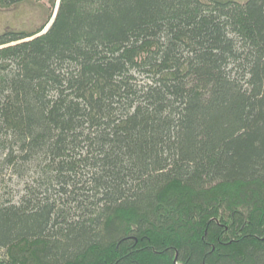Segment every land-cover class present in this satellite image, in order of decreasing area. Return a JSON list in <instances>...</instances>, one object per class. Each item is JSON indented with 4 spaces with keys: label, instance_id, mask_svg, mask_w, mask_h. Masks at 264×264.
<instances>
[{
    "label": "trees",
    "instance_id": "1",
    "mask_svg": "<svg viewBox=\"0 0 264 264\" xmlns=\"http://www.w3.org/2000/svg\"><path fill=\"white\" fill-rule=\"evenodd\" d=\"M34 1L0 34V264H264V0L0 8Z\"/></svg>",
    "mask_w": 264,
    "mask_h": 264
},
{
    "label": "rangeland",
    "instance_id": "2",
    "mask_svg": "<svg viewBox=\"0 0 264 264\" xmlns=\"http://www.w3.org/2000/svg\"><path fill=\"white\" fill-rule=\"evenodd\" d=\"M244 3L246 0H235ZM51 9L47 2L34 1L11 9L0 8V34L10 30H36L49 19ZM1 174V173H0ZM2 176V175H1ZM8 177V176H7ZM8 177L7 186L0 182V195L21 189L20 181Z\"/></svg>",
    "mask_w": 264,
    "mask_h": 264
}]
</instances>
